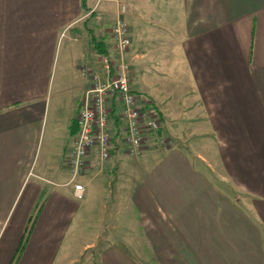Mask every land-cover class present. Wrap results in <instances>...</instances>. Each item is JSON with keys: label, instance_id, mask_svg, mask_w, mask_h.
<instances>
[{"label": "crops", "instance_id": "obj_1", "mask_svg": "<svg viewBox=\"0 0 264 264\" xmlns=\"http://www.w3.org/2000/svg\"><path fill=\"white\" fill-rule=\"evenodd\" d=\"M127 1L133 87L165 147L133 160L144 170L123 202L130 157L116 154L111 174L92 159L81 203L65 160L84 72L103 56L94 41L115 53L116 6L105 16L97 0H0V264H89L103 238L99 264H264V0ZM92 219L93 240L73 248Z\"/></svg>", "mask_w": 264, "mask_h": 264}, {"label": "built area", "instance_id": "obj_2", "mask_svg": "<svg viewBox=\"0 0 264 264\" xmlns=\"http://www.w3.org/2000/svg\"><path fill=\"white\" fill-rule=\"evenodd\" d=\"M116 6V20L110 33L114 41V55H103L102 74L91 75V86L84 93L78 115V130L72 139L65 160L69 174L67 186L73 187L74 196L83 200L85 186L80 182L90 167L92 159L103 166L116 148L113 126V111L120 121L119 137L124 151L132 157H140L151 144L164 142L160 137L161 119L157 112L149 109L133 87L129 49L130 29L126 21L129 10L127 0H97ZM115 101V102H114Z\"/></svg>", "mask_w": 264, "mask_h": 264}, {"label": "rangeland", "instance_id": "obj_3", "mask_svg": "<svg viewBox=\"0 0 264 264\" xmlns=\"http://www.w3.org/2000/svg\"><path fill=\"white\" fill-rule=\"evenodd\" d=\"M99 10L101 11V13L105 16H111L114 12H115V6L112 5L111 3H107V2H103L100 4V8ZM105 24L104 25L105 27L107 26H111L112 25V22L111 20H107L105 21ZM62 55H63V59H67L70 58V51H67V47H65V43L63 44V49H62ZM93 62L92 63V70H93V73L94 74H97L98 72L102 73L101 70H103V62L101 61V58L99 57V55H97V53L95 51H93V56L92 58L90 59V62ZM131 64V63H130ZM86 73V72H84ZM92 73V72H91ZM131 76H132V79L133 81H135V77H134V74L132 72V66H131ZM134 84V82H133ZM142 101H144V104L146 105L147 108H149V103L148 101L145 99V98H140ZM119 143V141H118ZM152 146H149L145 151H148V150H157V149H160V148H164L165 145H164V142H160V143H156L155 144H151ZM125 147L123 148V145H122V141H121V152L118 151L117 154H124V156L126 155V157H130L129 160H130V167L127 166V164H125L124 162L121 161V186H123L124 190L121 191V202H123V200L127 197L126 194H127V188L129 190H131V188L134 189V185L131 186V176H134L132 174L136 173V172H142L144 169L139 167V169L133 167V165L135 164L133 160H138L141 158V156L144 154H142L140 157H132L130 155H128L126 153V151H124ZM152 152V151H150ZM116 154H112L110 160L105 163V167L102 169L105 172V174H111V169H112V163L114 162V156ZM137 162V161H136ZM126 166V167H125ZM114 167V166H113ZM113 169H115V173L119 172L120 170L119 169H116V167H114ZM112 169V170H113ZM101 170V169H99ZM131 172V174H129ZM86 173V172H85ZM130 176V177H129ZM133 181V180H132ZM105 184V183H104ZM107 187V185H106ZM126 188V189H125ZM109 190V188H107ZM100 195H101V192L97 193L96 194V199H95V205H98V203H101L100 201ZM114 198V197H113ZM81 203H84L83 200L82 201H79ZM122 206V205H121ZM125 214L123 213L121 215V226H122V223L124 221V218H122V216H124ZM85 226L84 228L81 230L80 228L78 229V232H77V236L76 237V242L75 243H71V245L73 246V248H76V247H79L81 246V241H91L93 240L94 238V235L96 233V231L98 230V226L96 225V220L92 219V220H86L85 222ZM126 225V224H125ZM123 228V227H121ZM123 235H126L124 232H122ZM127 236V235H126ZM129 237V236H127ZM131 238H133V236H131ZM107 238H103L101 241H99V243L96 245V247L92 250V251H89L85 257H84V261L86 258H89V264H99L98 263V260H99V253L101 252L102 249H104V247L107 245ZM133 246V245H132ZM121 247L123 249H125L127 252H133L135 254V250L136 249H132V248H129V249H126L123 244H121ZM134 248V246H133ZM82 260V261H83ZM81 261V262H82Z\"/></svg>", "mask_w": 264, "mask_h": 264}, {"label": "trees", "instance_id": "obj_4", "mask_svg": "<svg viewBox=\"0 0 264 264\" xmlns=\"http://www.w3.org/2000/svg\"><path fill=\"white\" fill-rule=\"evenodd\" d=\"M82 6L84 8V10H88L87 9V0H82ZM94 46L96 47L97 49V52L101 55H107L108 52H107V49L105 48V45L102 43V42H97V40L94 41ZM116 114V109H114L113 111V114H112V117H113V125H114V128H115V137H114V143L117 147L118 145V141H119V137L121 135V127H120V121L119 119L115 116ZM73 134L75 133V131L72 132ZM117 150L115 149L113 151V154H117ZM38 211H39V208H37V210L34 211V213L31 215L29 221H28V225L26 227V230H25V234L23 236V240L21 242V245L18 249V252L16 254V257L15 259H18V257L20 256V253L22 252L27 240H28V236L32 230V227L34 225V222H35V219H36V216L38 214Z\"/></svg>", "mask_w": 264, "mask_h": 264}]
</instances>
